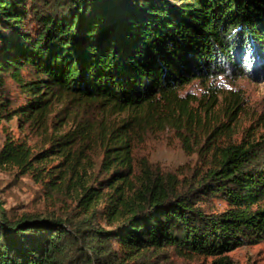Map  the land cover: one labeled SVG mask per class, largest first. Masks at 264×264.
<instances>
[{
    "label": "trees",
    "instance_id": "1",
    "mask_svg": "<svg viewBox=\"0 0 264 264\" xmlns=\"http://www.w3.org/2000/svg\"><path fill=\"white\" fill-rule=\"evenodd\" d=\"M242 77L264 81V0H0V122L39 143L8 132L0 167L53 206L0 208V264H237L264 240V131L235 138L243 96L215 81ZM168 130L194 164L138 153Z\"/></svg>",
    "mask_w": 264,
    "mask_h": 264
},
{
    "label": "rangeland",
    "instance_id": "2",
    "mask_svg": "<svg viewBox=\"0 0 264 264\" xmlns=\"http://www.w3.org/2000/svg\"><path fill=\"white\" fill-rule=\"evenodd\" d=\"M216 83L221 84L219 88L225 91H237L243 96V114L239 131L234 135L235 138L239 139L242 136L241 130H246L250 125L257 128V134L263 132L264 125L260 126L259 119L264 116V81L242 77L236 80L218 78ZM205 87L206 83L194 80L182 92L190 91L199 96ZM9 96L14 104L21 101L20 94L14 85L9 86ZM19 120L14 118L0 122V148L8 132L14 138L22 139L30 145H39L33 134L26 128L21 129L20 125L23 121ZM174 136L171 130L149 135L138 149V153L146 156L150 162L169 169L179 168L187 163L194 164L197 154L186 155L180 141ZM40 188L41 186L33 182L30 176L21 175L11 167H0V208L8 211V215L18 216L23 212H44L52 209L53 206L42 197ZM204 205L208 212L221 211L226 206L217 198L210 199ZM228 256L237 264H264V240L239 246L228 252ZM210 261L211 258L201 256L183 258L169 250L166 260H162L160 264H209Z\"/></svg>",
    "mask_w": 264,
    "mask_h": 264
}]
</instances>
